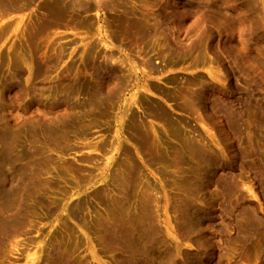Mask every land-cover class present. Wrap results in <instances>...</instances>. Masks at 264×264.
Instances as JSON below:
<instances>
[{
  "label": "rangeland",
  "instance_id": "obj_1",
  "mask_svg": "<svg viewBox=\"0 0 264 264\" xmlns=\"http://www.w3.org/2000/svg\"><path fill=\"white\" fill-rule=\"evenodd\" d=\"M0 135V264H264V0H0Z\"/></svg>",
  "mask_w": 264,
  "mask_h": 264
},
{
  "label": "bare ground",
  "instance_id": "obj_2",
  "mask_svg": "<svg viewBox=\"0 0 264 264\" xmlns=\"http://www.w3.org/2000/svg\"><path fill=\"white\" fill-rule=\"evenodd\" d=\"M152 65V64H151ZM201 97V96H200ZM204 97H205V95H204ZM197 99H199L198 97L196 98V100ZM195 100V99H194ZM194 100L192 101V102H194ZM200 101V100H199ZM202 102V101H201ZM201 104V103H200ZM0 136H2V135H0ZM6 137V136H5ZM7 139V138H6ZM0 140L2 141V143H4L5 142V138H4V136H2L1 138H0ZM9 139H7L6 140V142L8 141ZM9 143V142H8ZM8 143H7V145H8ZM4 145H5V143L4 144H2V146L4 147ZM8 147V146H7ZM4 148H6V146L4 147ZM3 148V149H4ZM6 150H7V148H6ZM3 151V150H2ZM5 153H7V152H5ZM5 153L3 152V153H1L0 154V163H1V161L4 163L3 165H2V163L0 164L2 167L3 166H8L9 168H14V166H13V161H12V157H11V155L10 156H6L5 155ZM8 154H9V151H8ZM7 154V155H8ZM6 164V165H5ZM0 166V167H1ZM14 171H16V173H15V176L14 177H11V174L10 175H6L5 177H4V175H3V178H4V184L2 185V187L0 188V198H1V201H0V213H1V216H0V253L1 252H4L5 251V248H6V232L8 231V230H10V229H12V228H15L17 225H19L20 223H22L21 221H22V217L24 216V212L25 211H21L20 212V210L21 209H23L24 208V205H25V195H26V193H25V191L27 190V184H25V182L23 181V180H21L20 178H18V174L20 173V170H18V169H16V168H14ZM1 175V174H0ZM26 177H27V175H26ZM25 177V175L23 176L22 174H21V178L22 179H24V178H26ZM0 178H2V175L0 176ZM2 178V179H3ZM3 181V180H2ZM14 181H15V183H14ZM20 183H21V186H20ZM27 183V182H26ZM23 188V191H22V193H20V189H22ZM186 205H188L187 203H185ZM184 204V205H185ZM185 205V206H186ZM149 206V205H148ZM189 206H190V204H189ZM147 207V206H146ZM191 207H193V205H191ZM195 208V207H194ZM148 209H150V208H148ZM184 209H185V207L183 208V212H187L188 211V209H187V206H186V210L184 211ZM196 209V208H195ZM150 210H152V208L150 209ZM149 210V211H150ZM190 211V210H189ZM195 211H197V210H195ZM146 212H148V211H146ZM191 212V211H190ZM190 212H188V213H190ZM196 213V212H195ZM198 213V212H197ZM196 213V214H197ZM192 214V212L190 213V214H188V215H191ZM184 215V214H183ZM192 215H194V214H192ZM22 216V217H21ZM183 217L184 216H182V218L181 219H183ZM186 217V216H185ZM184 217V219L186 220L187 218H185ZM150 219V221L152 220V217H149ZM190 219H192L193 217L191 216V217H189ZM190 219H189V221L187 222V220L185 221L186 223H184V224H187V223H189L190 222ZM152 222V221H151ZM151 222H149L148 223V225L151 223ZM183 222H184V220H183ZM153 223H151L150 225H152ZM189 224H191V223H189ZM154 225V224H153ZM152 225V226H153ZM184 226H186V225H184ZM148 228V227H147ZM152 228V227H151ZM188 228V226H186V229ZM146 229V228H145ZM144 229V230H145ZM191 229V228H190ZM146 230H148V229H146ZM188 230H189V228H188ZM147 232V231H146ZM149 232V231H148ZM152 232H154V231H151L150 232V234L151 235H153L152 234ZM144 233V234H143ZM109 234H110V232H109ZM149 234V233H148ZM147 234H145V231L143 232L142 231V240L144 239L145 240V238H146V241L148 240V238H147V236H146ZM150 236V235H149ZM154 236V235H153ZM145 237V238H144ZM151 237V236H150ZM149 237V238H150ZM156 238V237H155ZM135 239L137 240V238H134V239H130L132 242H134L135 241ZM154 239V238H153ZM149 241V240H148ZM148 241H147V246H148ZM131 242V243H132ZM137 243H139L138 242V240L136 241ZM144 242V241H143ZM142 242V243H143ZM160 243H162L161 241H160ZM164 243V242H163ZM133 245H134V243H132ZM144 245H145V247L144 248H141L142 249V253H143V257L145 256L146 258H147V256H148V254L147 253H150V252H148L147 251V246H146V244L145 243H143ZM142 244V245H143ZM151 244H153V243H151ZM139 245V244H138ZM143 245V246H144ZM161 245V244H160ZM125 247V246H124ZM135 247V249H137L138 247L135 245L134 246ZM133 247V248H134ZM137 247V248H136ZM152 247V246H151ZM59 248V247H58ZM55 248V249H53L52 250V252L50 253V259H49V262H48V264H77V263H75V262H73V259H70V257H69V255L68 254H66V251H63V250H61V248ZM155 247L153 246L152 247V249L153 250H156V249H154ZM159 248V247H158ZM134 249V250H135ZM126 250V249H125ZM125 250H124V252H125ZM133 250V249H132ZM131 249H130V251H132ZM139 251H140V249H139ZM147 252V253H146ZM156 252V251H155ZM131 253H133V252H131ZM145 253L147 254V256L145 255ZM152 253V252H151ZM154 253V252H153ZM132 255V254H131ZM130 255V256H131ZM133 256V255H132ZM144 257V258H145ZM149 257V256H148ZM143 259V258H142ZM145 260V259H144ZM143 261V260H142ZM131 262V261H130ZM133 262H131V264H132ZM136 262L134 261V264H135ZM139 263V262H138ZM144 263V262H143ZM130 264V263H129ZM145 264V263H144Z\"/></svg>",
  "mask_w": 264,
  "mask_h": 264
}]
</instances>
